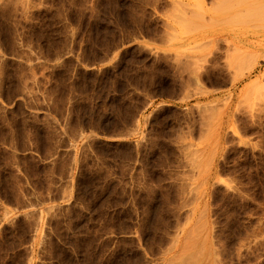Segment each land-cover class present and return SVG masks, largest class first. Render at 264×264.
Returning a JSON list of instances; mask_svg holds the SVG:
<instances>
[{
  "label": "rangeland",
  "instance_id": "1",
  "mask_svg": "<svg viewBox=\"0 0 264 264\" xmlns=\"http://www.w3.org/2000/svg\"><path fill=\"white\" fill-rule=\"evenodd\" d=\"M260 82L264 0H0V264H264Z\"/></svg>",
  "mask_w": 264,
  "mask_h": 264
},
{
  "label": "bare ground",
  "instance_id": "2",
  "mask_svg": "<svg viewBox=\"0 0 264 264\" xmlns=\"http://www.w3.org/2000/svg\"><path fill=\"white\" fill-rule=\"evenodd\" d=\"M254 15H255V14H254ZM254 15H253V16H254ZM255 16H256V15H255ZM253 19H257V18H254V17H253ZM253 19H252V20H253ZM248 20H249V18H248ZM252 20H251V22H252ZM258 20H259V17H258L257 21H258ZM253 21H254V20H253ZM259 21H260V20H259ZM255 23H259V22H255ZM251 24H252V25H255V28H254V29H256V27H258V26H257L258 24H257V25L254 24V23H251ZM259 26H260V25H259ZM253 27H254V26H252V28H253ZM258 29H259V28H257L256 31H258ZM252 31L254 32V30H252ZM251 33H252V32H251ZM258 33H259V32H258ZM252 34L257 35V33H255V32L252 33ZM252 34H251V35H252ZM249 37H250V36H249ZM258 37H259V36H257V38H258ZM252 38H253V37H252ZM253 39H254V38H253ZM255 39H256V37H255ZM255 39H254V40H255ZM245 41H247V40H245ZM248 41H249V40H248ZM248 41H247V42H248ZM258 41H259V40H258ZM249 42H251V39H250ZM249 42H248V43H249ZM253 42H254V41H253ZM251 43H252V42H251ZM241 44H244V42L241 43ZM239 46H240V48H237L238 46L236 47L239 51L237 50V53L233 55L232 60H230L231 62H229V63H230V64H229V68H230V69H233V68H234L233 70H234V73L236 72V73H235L236 76L239 75V76H237L238 78H235V77H234L235 81L232 83V86H233V87H236V86L239 84V82L243 80V76H242V74L244 75V73L242 72V70H243L244 68H243V66L241 67V65H244V67H245L246 69H248V72H249L250 74H251V72H253V71L255 70V68H256L255 64L252 63L251 61H249V60H250V56H249L250 53H249L248 50H247L248 47L245 49L246 46H245L244 48H243V46L241 47V45H239ZM247 52H248V53H247ZM198 57H199V56H198ZM191 58H193V57H191ZM194 58H195V60H196L197 56H194ZM199 58H200V57H199ZM197 59H198V58H197ZM251 60H252V59H251ZM193 61H194V60H193ZM197 61H198V60H197ZM197 61H196V62H197ZM196 62H193V64L196 63ZM231 67H232V68H231ZM240 67H241V69H240ZM237 70H238V73H237ZM240 70H241V73H240ZM235 74H234V75H235ZM192 77H193V76H192ZM189 79H190V78H189ZM195 79H196V80H195ZM195 79L193 78V80H195V81H198V80H199L198 77H195ZM234 79H233V80H234ZM199 81H201V79H200ZM195 83H196V82H194L193 84H195ZM255 83H257V82H255ZM255 83H254L253 85H255ZM260 83H261V82H260ZM199 85H200V84H199ZM259 85H260V84H259ZM259 85H257V88H258L257 91L259 92V94H257V95L255 94V95H256V97H260V98H262L264 95H263L262 97H261L260 95L264 94V83H263V84L261 83V86H259ZM253 87H254V86H253ZM199 88H200V87H199ZM257 88L254 87V91H255V89H257ZM234 89H235V88H234ZM251 89L253 90V88H251ZM251 89H250V90H251ZM257 91H256L255 93H258ZM206 92H207V90H206ZM232 92H233V91H232ZM201 93H202V92H201ZM204 93H205V91H204ZM248 93H249V92H248ZM246 94H247V93H246ZM246 94H245V95H246ZM229 95H230V97H229ZM229 95H228V99H229V101L226 102V103H224L225 105H223V107H224V106H225V107H224V108L222 107L223 110H222V108H220V107H219V108L221 109V111H219V110H220L219 108H218L219 110L217 109L219 112H221V114H220V116H219L220 119H221V120H220L221 125H222V124L224 125V123L228 120V117L231 115V112H232L233 102H234L233 100H234V98H235V94H234V92H233L232 94L230 93ZM246 96H247V95H246ZM246 96H244L245 99L248 98V97L246 98ZM253 96H254V95H253ZM225 98H226V97H224V100H225ZM244 98H243V99H244ZM249 98H250V97H249ZM205 99H206V98H205ZM222 99H223V98H222ZM228 99H227V100H228ZM238 100H242V99H238ZM247 100H248V99H247ZM220 101H221V100H220ZM225 101H226V100H225ZM259 101H260V99H259ZM261 101L264 102V99H262ZM261 101H260V104H261ZM256 102H257V101H256ZM256 102H255V104H257ZM213 103H214V102H211V103L209 102V104H213ZM216 103H217V102H216ZM216 103H215V104H216ZM197 104L199 105V103H197ZM201 104H202V103H201ZM203 104H204V102H203ZM203 104H202V106H203ZM260 104H258V105H260ZM206 105H208V103H207ZM206 105H205V106H206ZM261 105H262V104H261ZM261 105H260V106H261ZM263 105H264V104H263ZM200 106H201V105H200ZM205 106H204V107H205ZM207 107H209V106H207ZM211 107L214 108V106H211ZM211 107H210V108H211ZM213 108H212V109H213ZM260 108L263 109V107H260ZM206 109H208V108H206ZM213 110H214V109H213ZM213 110H211V111L213 112ZM204 111H207V110H204ZM218 111H217V112H218ZM259 111H260V109H259ZM201 112H202V110H201ZM215 112H216V111L214 110V114H215ZM233 113H234V112H233ZM206 114H208V113H206ZM209 114H210V113H209ZM209 114H208V115H209ZM199 115H200V114H199ZM212 115H213V114H212ZM215 115L217 116L218 113L215 114ZM209 116H210V115H209ZM213 116H214V115H213ZM213 116H212V117H213ZM216 116H215V117H216ZM212 117H210V118H212ZM207 118H208V116H207ZM216 118H217V117H216ZM216 118H215V119H216ZM208 119H209V118H208ZM213 119H214V118H213ZM213 119H212V120H213ZM215 119H214V120H215ZM212 120H211V121H212ZM215 121H216V120H215ZM228 121H229V120H228ZM217 122H218V120H217ZM212 124H213V123H212ZM214 124H215V123H214ZM219 127H220V126H219ZM218 130H219V129H217V131H218ZM199 133H200V132H199ZM203 134H204V133H203ZM205 134H207V133H205ZM209 134L211 135V133H209ZM209 134H207V135H209ZM218 134H219V132H218ZM218 136H219V135H218ZM218 136H217V137H218ZM200 137H201V134H200ZM217 137H216V139H217ZM219 137H220V136H219ZM203 138H204V136H203ZM206 139H207V136H206ZM186 147H187V146H186ZM215 149H216V151L218 152V148H213L212 151L215 150ZM212 160H213V158H212Z\"/></svg>",
  "mask_w": 264,
  "mask_h": 264
}]
</instances>
